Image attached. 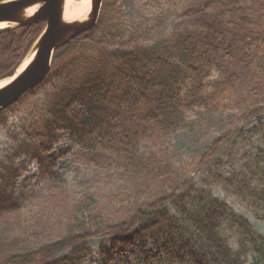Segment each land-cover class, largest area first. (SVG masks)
<instances>
[{
    "label": "trees",
    "instance_id": "16d2710c",
    "mask_svg": "<svg viewBox=\"0 0 264 264\" xmlns=\"http://www.w3.org/2000/svg\"><path fill=\"white\" fill-rule=\"evenodd\" d=\"M185 1L186 26L149 37L163 18L134 21L118 0H104L95 26L54 52L48 74L63 72L64 85L45 118L31 127L45 147L58 130H68L82 156L108 154L135 193L153 192V198L124 201L123 190L132 191L124 185L107 197H73L51 171L55 185L31 198L42 211L25 220L29 225L18 199L0 213V240L19 245L0 264H87L90 242L105 236L96 264H264V235L213 194L221 186L264 222V0ZM44 25L0 29V80L12 76ZM212 72L217 78L205 81ZM72 78L79 84H70ZM228 105L256 126L214 138L198 159L204 175L166 190L174 183L173 166L139 150L143 132L166 136L191 129L188 110L209 114ZM254 136L261 147L250 157L248 177L231 172L224 180L219 151ZM57 210L61 217L53 218Z\"/></svg>",
    "mask_w": 264,
    "mask_h": 264
},
{
    "label": "rangeland",
    "instance_id": "374dc122",
    "mask_svg": "<svg viewBox=\"0 0 264 264\" xmlns=\"http://www.w3.org/2000/svg\"><path fill=\"white\" fill-rule=\"evenodd\" d=\"M82 1L88 2L90 8V0H73V3ZM117 6L126 18L134 21L153 19L155 16L163 18L162 26L149 37L169 33L186 26L188 22L187 18L182 16L186 7L185 0H118ZM76 60L78 61L77 58ZM216 78L217 72H212L205 81L211 82ZM64 80L63 72H52L19 100L0 112V213L18 199L23 212L21 219L26 222L25 226L29 225L25 220L38 214L39 210L42 211V207H38L37 211V206L31 198L45 196L49 188L55 185V182L49 179L51 171L59 181L56 185H62L64 191L73 197H79L86 192L100 193L102 197H107L118 192L124 185L132 189L123 190L121 198L124 201L128 199L146 204L153 198V192H150L149 196L144 194L145 192L135 193L133 184H126L121 179L123 177H120L116 164L108 154L97 152L82 156L81 149L68 130H58L57 139L47 147L32 131L31 127L36 126L48 114L56 89L64 85ZM70 81V84L78 85L80 80L72 78ZM253 98L256 102L260 100L258 95ZM244 115V111L232 105L226 106L220 112L209 114L200 108H193L185 113L187 121L193 123L191 129H180L166 136L146 130L140 138L139 150L153 151L169 160L173 166L174 183L164 187L170 191L176 189L178 183L185 179L204 175L206 167L200 166L198 159L214 138L238 128H243L245 133L252 131L256 121H247ZM260 147L259 137L254 136L251 139H239L236 144L221 149L218 157L221 159L219 173L222 178L227 180L231 172L248 177L250 157L254 150ZM261 167L264 169L263 164ZM213 194L224 199L235 212L242 214L257 232L264 235V222L257 219L234 197L227 195L221 186H216ZM64 199L62 195V202ZM119 205L115 200L114 208ZM62 207L61 205L60 208ZM52 216L61 217L60 210ZM22 230L25 231L26 228ZM100 241L107 244V237L95 238L90 242L92 254L88 257L87 264L97 263V246ZM7 243L4 238L0 240V260L8 249H18L19 245Z\"/></svg>",
    "mask_w": 264,
    "mask_h": 264
},
{
    "label": "water",
    "instance_id": "95a60500",
    "mask_svg": "<svg viewBox=\"0 0 264 264\" xmlns=\"http://www.w3.org/2000/svg\"><path fill=\"white\" fill-rule=\"evenodd\" d=\"M63 4V0L0 1V23H4V27H20L45 21L42 32L29 50L34 53L28 63L0 87V111L16 102L44 79L57 48L95 25L102 0H90L89 11L83 20L63 21ZM32 6H35L32 13L24 15V10Z\"/></svg>",
    "mask_w": 264,
    "mask_h": 264
},
{
    "label": "bare ground",
    "instance_id": "6f19581e",
    "mask_svg": "<svg viewBox=\"0 0 264 264\" xmlns=\"http://www.w3.org/2000/svg\"><path fill=\"white\" fill-rule=\"evenodd\" d=\"M63 12H62V20L63 21H71V20H83L86 18L87 12L89 11V3L88 2H78L76 4L73 3V0H63ZM35 9V6L29 7L24 10V15H29ZM5 26L4 23H0V28ZM33 51H30L28 55L22 60L19 67L16 70L18 73L20 70L24 68V66L28 63L30 58L33 55ZM7 82V79L0 80V87L3 86Z\"/></svg>",
    "mask_w": 264,
    "mask_h": 264
}]
</instances>
